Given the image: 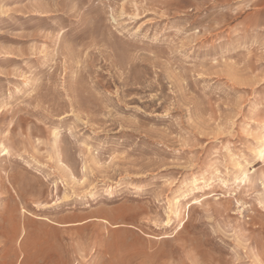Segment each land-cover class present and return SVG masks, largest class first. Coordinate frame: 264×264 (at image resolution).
I'll use <instances>...</instances> for the list:
<instances>
[{
    "label": "rangeland",
    "instance_id": "1",
    "mask_svg": "<svg viewBox=\"0 0 264 264\" xmlns=\"http://www.w3.org/2000/svg\"><path fill=\"white\" fill-rule=\"evenodd\" d=\"M263 134L264 0H0V264H264Z\"/></svg>",
    "mask_w": 264,
    "mask_h": 264
},
{
    "label": "bare ground",
    "instance_id": "2",
    "mask_svg": "<svg viewBox=\"0 0 264 264\" xmlns=\"http://www.w3.org/2000/svg\"><path fill=\"white\" fill-rule=\"evenodd\" d=\"M78 29V28H77ZM76 31V30H75ZM10 56V55H9ZM165 115V114H164ZM259 143H260V145H262L261 147H259L258 149H257V152H256V155L259 157V158H264V134L260 137V139H259ZM257 145V144H256ZM5 152V151H4ZM6 153V152H5ZM235 166H240L239 165V163H237ZM247 179V176L245 175V173H244V175H243V178H242V181L243 180H246ZM198 182H199V180L197 179V178H194L193 179V189H197V188H199V186H198ZM108 190V189H107ZM202 191V190H201ZM171 204V203H170ZM177 212V211H176ZM166 224V223H165ZM181 227V226H180ZM17 241V240H16ZM21 242V241H20Z\"/></svg>",
    "mask_w": 264,
    "mask_h": 264
}]
</instances>
